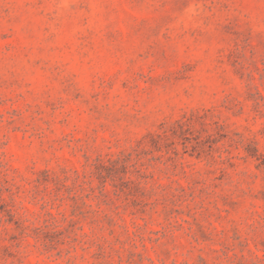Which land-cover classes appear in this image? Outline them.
<instances>
[{
  "label": "rangeland",
  "instance_id": "obj_1",
  "mask_svg": "<svg viewBox=\"0 0 264 264\" xmlns=\"http://www.w3.org/2000/svg\"><path fill=\"white\" fill-rule=\"evenodd\" d=\"M0 264H264V0H0Z\"/></svg>",
  "mask_w": 264,
  "mask_h": 264
}]
</instances>
